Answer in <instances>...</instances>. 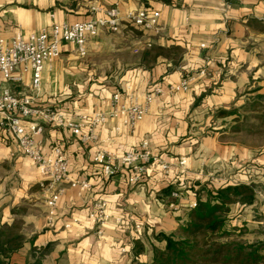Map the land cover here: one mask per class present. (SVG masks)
I'll return each mask as SVG.
<instances>
[{"label":"crops","instance_id":"crops-1","mask_svg":"<svg viewBox=\"0 0 264 264\" xmlns=\"http://www.w3.org/2000/svg\"><path fill=\"white\" fill-rule=\"evenodd\" d=\"M115 3L122 12H160V29L144 33L127 25L120 34L103 31L89 41L85 57L74 45H62L60 57L45 67L38 104L61 108L66 121L89 133L96 113L141 102L155 86L167 89L186 76L193 81L187 91L155 99L134 129L124 116H107L94 129L92 143L81 142L67 128L45 125L38 137L44 154L52 155L54 146H62L70 179L91 185L83 191L66 184L51 223L39 188L42 176L34 163L13 140L0 142V168L8 166L19 178L17 184L11 180L9 188L4 186L0 199V226L16 225L25 239L12 264L37 259L40 264H152L155 250L166 248L165 237L176 235L188 221L191 203L206 202L218 189L237 185L252 186L255 201L246 204L236 198L229 206L226 229L244 243L264 242V146L230 140V128L258 95H264V33L251 26L252 20H264V3L0 0V37L84 22L93 8ZM147 43L153 45L150 50L143 48ZM203 70L205 75L200 74ZM12 91L18 97L34 95L30 72H23L22 83L12 85ZM116 93L118 103L113 100ZM234 111L238 113L230 115ZM145 143L167 166L151 167L136 183L130 181L134 173L129 167L109 177L94 161L98 151L121 157L142 151ZM182 159L184 166L179 164ZM175 191L180 199L171 208ZM99 200L109 202V212L121 218V224L99 226L89 218Z\"/></svg>","mask_w":264,"mask_h":264},{"label":"built area","instance_id":"built-area-1","mask_svg":"<svg viewBox=\"0 0 264 264\" xmlns=\"http://www.w3.org/2000/svg\"><path fill=\"white\" fill-rule=\"evenodd\" d=\"M160 12L141 9L138 11L122 12L118 3L109 8H93L89 20L77 23H55L51 29L44 28L39 32L25 35L17 32L11 38L0 37V142L13 140L22 154L30 159L42 180L39 188L42 192L45 206L47 208V220L53 222L57 216V205L62 197L65 185L79 187L81 190L90 189L88 181H72L69 177V159L62 146H54L52 155L44 154V147L38 139L42 135L44 126H59L72 131L83 143H92L96 136L94 129L103 123L107 116H124L125 123L134 129L146 117L153 101L164 95L176 94L187 91L193 77L186 76L179 84L170 85L167 89L155 86L150 90L141 102H136L129 107H114L108 114L96 113L89 133L73 123L66 121L64 112L58 107H43L38 104V98L42 91V79L45 67L56 61L61 55V48L64 44H72L76 47L81 57L87 55V46L91 39L97 37L103 31L112 34H120L127 25H133L144 33L159 30ZM151 43L145 44L143 48L150 50ZM139 53L140 50H135ZM23 72H30L31 85L34 95L29 97H18L12 91V85L21 84ZM205 75L206 71L200 72ZM120 95L113 96L114 103H118ZM94 161L103 167L104 174L116 176L122 167H129L134 175L132 183L138 182L144 174H147L151 167L166 164L152 156L143 145L140 152L127 153L121 157L98 151ZM180 166L186 164V160L179 162ZM173 202L171 208L177 206L176 201L180 199V193L172 192ZM196 202L190 204L194 209ZM89 218L97 225L103 226L114 222L121 224V218H115L109 212L107 200L97 201L90 213ZM78 222V220H74ZM67 228L70 225L66 226ZM123 253L127 250L123 249Z\"/></svg>","mask_w":264,"mask_h":264},{"label":"trees","instance_id":"trees-1","mask_svg":"<svg viewBox=\"0 0 264 264\" xmlns=\"http://www.w3.org/2000/svg\"><path fill=\"white\" fill-rule=\"evenodd\" d=\"M257 106L264 109V95H258L251 108ZM237 113L230 112V115ZM240 128L241 125L235 127L238 131ZM236 198L252 204L254 188L228 186L211 193L206 202L199 201L178 233L165 237L166 248L155 250L152 264H264V242L247 244L230 239L232 233L226 229L227 215ZM16 230V225L0 226V264H12V256L24 245V237ZM33 264H40V260Z\"/></svg>","mask_w":264,"mask_h":264},{"label":"rangeland","instance_id":"rangeland-1","mask_svg":"<svg viewBox=\"0 0 264 264\" xmlns=\"http://www.w3.org/2000/svg\"><path fill=\"white\" fill-rule=\"evenodd\" d=\"M261 1L264 3V0ZM251 26L257 33H264V20H252ZM261 39V49L264 53V38ZM240 117L242 118L237 120L238 123L236 125H241V128L239 131L235 129L236 126L230 128V140H238L240 144H246L253 147L264 146V109L258 106L255 107V109L250 108L245 110L243 116ZM243 136L246 138L241 140ZM7 165H11L9 161ZM9 171L8 166L7 168H0V199L3 198V188L5 185L9 188L11 180L14 181L13 183L15 184L19 182L18 176L11 174ZM230 239L236 240L233 236Z\"/></svg>","mask_w":264,"mask_h":264}]
</instances>
